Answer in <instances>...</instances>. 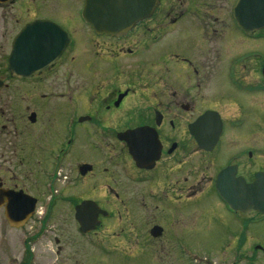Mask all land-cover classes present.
<instances>
[{
	"label": "flooded vegetation",
	"instance_id": "af4514ba",
	"mask_svg": "<svg viewBox=\"0 0 264 264\" xmlns=\"http://www.w3.org/2000/svg\"><path fill=\"white\" fill-rule=\"evenodd\" d=\"M239 1L154 0L151 14L118 34L96 31L83 16L84 0H60V22L31 17L26 23L60 25V44L68 43L30 77L0 78V161L8 164L0 169V195H31L17 187L18 148L21 164L59 174L46 214L57 204L75 213L84 200L102 210L99 225L81 233L104 228L99 245H123L154 264H189L202 232L218 247L250 246L264 213L241 210L216 185L225 168L230 184L264 173V154H256L262 145L239 139L256 133L264 114L256 101L264 103V28H241ZM11 82L25 84V97ZM22 125L25 143L17 144ZM236 248L221 256L225 264L254 261L257 251Z\"/></svg>",
	"mask_w": 264,
	"mask_h": 264
},
{
	"label": "rangeland",
	"instance_id": "374dc122",
	"mask_svg": "<svg viewBox=\"0 0 264 264\" xmlns=\"http://www.w3.org/2000/svg\"><path fill=\"white\" fill-rule=\"evenodd\" d=\"M26 2V0H15L13 3L6 2L7 5L0 6V78L6 82L11 79L7 70L11 41L21 27L33 16L54 17L60 22L58 10L60 0H34L31 5ZM10 87L15 90L17 96L25 97L27 88L24 83L11 82ZM0 95L5 96L6 93L2 91ZM256 101L260 107L264 106L258 96ZM260 107L257 111H264V108ZM256 120V133L249 136L240 134L239 139L241 144H261L262 146L257 147L259 151L256 152L257 155H261L264 154V114L262 119ZM25 130V125L16 128L17 144L25 143ZM2 147L4 142L0 141V148ZM22 155L23 152L17 148L16 183L18 188H26L29 194L37 198L36 211L22 227H11L3 211L0 210V264H154L151 259L147 260L146 256L140 261L123 245L113 243L99 245L98 242L107 235L104 228L90 235H82L70 206L60 212V205L56 203L57 206L46 214L50 198L57 195L56 191L60 187L59 174L51 166L43 167L42 164L39 166L31 162L21 164L19 159ZM7 165L0 161L1 170H7ZM4 175L9 177L11 173L5 172ZM6 180L9 184L15 181L12 176ZM252 233L255 241L250 246L223 248L215 246L217 244L212 241L210 232H202L198 237L202 242L194 246V253L197 256L189 264H219L218 258L225 264L226 261L221 259V256L231 254L234 248L244 249L253 256V252L257 251L254 261L239 264H264V242H262L264 226L258 232ZM55 239L58 240L57 243ZM254 243L262 246L255 247ZM27 246L29 250H26ZM161 262L164 264V261Z\"/></svg>",
	"mask_w": 264,
	"mask_h": 264
},
{
	"label": "water",
	"instance_id": "95a60500",
	"mask_svg": "<svg viewBox=\"0 0 264 264\" xmlns=\"http://www.w3.org/2000/svg\"><path fill=\"white\" fill-rule=\"evenodd\" d=\"M9 0H0L1 3ZM251 1H256L249 4ZM154 0H84L83 16L98 32L122 33L140 18L151 14ZM235 15L241 28L248 32L264 28V0H240ZM60 25L52 20L37 19L25 24L15 35L7 58V70L11 77L28 78L45 69L56 59L68 43L60 44ZM66 35V34H64ZM264 72V70H263ZM3 86L0 80V88ZM228 168L217 177V189L230 202L233 195L239 200L241 210L254 209L264 213V173L258 172L254 181L243 177L227 183ZM0 205H4V217L11 227L24 225L34 214L37 199L19 191H3ZM4 198V199H3ZM2 202V203H1ZM102 212L95 202L84 200L75 206L74 218L80 233H87L99 225L98 213Z\"/></svg>",
	"mask_w": 264,
	"mask_h": 264
},
{
	"label": "trees",
	"instance_id": "16d2710c",
	"mask_svg": "<svg viewBox=\"0 0 264 264\" xmlns=\"http://www.w3.org/2000/svg\"><path fill=\"white\" fill-rule=\"evenodd\" d=\"M26 250H29V246H27Z\"/></svg>",
	"mask_w": 264,
	"mask_h": 264
}]
</instances>
